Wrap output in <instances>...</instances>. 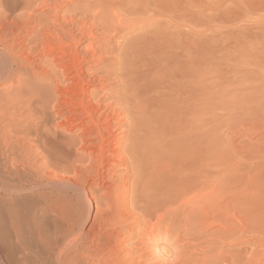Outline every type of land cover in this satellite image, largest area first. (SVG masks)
Here are the masks:
<instances>
[{
  "label": "bare ground",
  "instance_id": "bare-ground-1",
  "mask_svg": "<svg viewBox=\"0 0 264 264\" xmlns=\"http://www.w3.org/2000/svg\"><path fill=\"white\" fill-rule=\"evenodd\" d=\"M175 5L173 22L171 0H0V190L40 209L0 204V264H213L199 97L171 83L187 68ZM174 228L192 255L164 260Z\"/></svg>",
  "mask_w": 264,
  "mask_h": 264
},
{
  "label": "rangeland",
  "instance_id": "rangeland-1",
  "mask_svg": "<svg viewBox=\"0 0 264 264\" xmlns=\"http://www.w3.org/2000/svg\"><path fill=\"white\" fill-rule=\"evenodd\" d=\"M177 1L183 4L182 39L187 68L183 79L180 69L173 67L171 83L188 98L196 88L199 97L201 164L205 179L213 184L203 193L215 188L218 246L215 244V251L210 252L214 256H208L215 259L211 260L213 264H264V0H171L169 15L173 22ZM0 84V95L10 91L11 80ZM5 114H0L4 120ZM4 120L1 124L12 125L13 121ZM1 162L0 170L5 171ZM12 191L4 194L0 190V204H5L1 210L8 207L3 212L13 215L20 202L21 208L16 209L21 210V215L31 210L30 217L34 212L38 217L39 207L33 208L29 201L33 191ZM18 198L27 201L25 204L29 202L30 209L24 212L26 205L22 200L17 203ZM95 212L94 205L85 223L87 227ZM221 227L227 228V233L220 234ZM184 232L183 228H174L173 240L170 239L173 242L161 241L157 255L164 248L167 255L161 253L163 259L176 260L175 256L181 255L179 251L186 250L187 241H179Z\"/></svg>",
  "mask_w": 264,
  "mask_h": 264
}]
</instances>
